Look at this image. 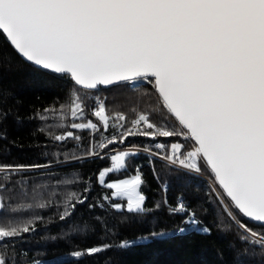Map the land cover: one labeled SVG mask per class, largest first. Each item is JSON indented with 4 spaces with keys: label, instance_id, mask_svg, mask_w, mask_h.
Segmentation results:
<instances>
[{
    "label": "snow or ice",
    "instance_id": "snow-or-ice-1",
    "mask_svg": "<svg viewBox=\"0 0 264 264\" xmlns=\"http://www.w3.org/2000/svg\"><path fill=\"white\" fill-rule=\"evenodd\" d=\"M21 66L60 83L24 114L0 87V264H44L41 232L113 264L133 223L264 264V0H0V79Z\"/></svg>",
    "mask_w": 264,
    "mask_h": 264
},
{
    "label": "trees",
    "instance_id": "trees-1",
    "mask_svg": "<svg viewBox=\"0 0 264 264\" xmlns=\"http://www.w3.org/2000/svg\"><path fill=\"white\" fill-rule=\"evenodd\" d=\"M58 81L54 82L50 79L40 77L29 67H18L9 73L5 78L0 79V87L10 88L16 93L10 102L16 104L19 101V111L24 114L28 113L33 105L40 106L46 104L54 99L59 92ZM114 92L119 90L114 89ZM120 98L118 97V101ZM28 133L27 128L16 130L11 129V135L14 137L25 136ZM18 149H13L17 153ZM142 157L137 158V162ZM108 162L97 161L96 165H85L86 168H95L97 166L107 165ZM147 173V180L155 187V182L152 180L151 173L145 169ZM123 173L112 174L110 178H123ZM193 183H201L202 181L193 180ZM184 190L186 193H191L192 189L185 188L183 182L175 181L173 185V192ZM205 194L206 188L201 189ZM151 195V193H149ZM205 207H209L205 204ZM202 219L207 222L211 217L205 214ZM160 227L172 228L173 221L171 218L161 216ZM150 228L147 224L139 225L133 223L132 226L126 227L123 232L128 238H137L141 234H147ZM59 231L56 223L49 226L47 234L55 235ZM45 233H38L31 238L29 243L23 245L28 252L25 255L35 256L39 253L38 258L44 261V264H64L68 261L71 264V258H59L68 253L71 245L63 240L45 243L42 237ZM78 243V241H77ZM226 241L222 236H214L212 241L199 237L196 234L185 233L171 234L164 237L150 238L141 243L134 244L126 250L112 251L108 253L113 261V264H217V250L223 248ZM57 257L54 262L51 259ZM83 264H97V260L89 258Z\"/></svg>",
    "mask_w": 264,
    "mask_h": 264
},
{
    "label": "rangeland",
    "instance_id": "rangeland-1",
    "mask_svg": "<svg viewBox=\"0 0 264 264\" xmlns=\"http://www.w3.org/2000/svg\"><path fill=\"white\" fill-rule=\"evenodd\" d=\"M171 234H173V233H167V234H165L164 236H168V235H171ZM164 236H162V237H164ZM155 238H157V237H155ZM149 240V239H148ZM145 241H147V240H140L138 237L136 238V243L135 244H137V243H141V242H145ZM59 258H70L69 256H67L66 254L64 255V256H61V257H59ZM58 258L57 257H55V258H53V259H51V261L52 262H54V261H56Z\"/></svg>",
    "mask_w": 264,
    "mask_h": 264
}]
</instances>
